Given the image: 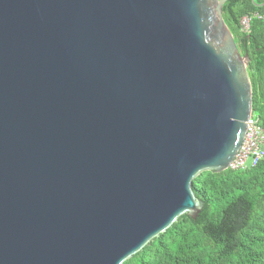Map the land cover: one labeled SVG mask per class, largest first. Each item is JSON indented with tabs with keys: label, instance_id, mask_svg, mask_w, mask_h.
I'll return each instance as SVG.
<instances>
[{
	"label": "water",
	"instance_id": "obj_1",
	"mask_svg": "<svg viewBox=\"0 0 264 264\" xmlns=\"http://www.w3.org/2000/svg\"><path fill=\"white\" fill-rule=\"evenodd\" d=\"M229 0H0V264H125L204 203L253 116Z\"/></svg>",
	"mask_w": 264,
	"mask_h": 264
},
{
	"label": "trees",
	"instance_id": "obj_2",
	"mask_svg": "<svg viewBox=\"0 0 264 264\" xmlns=\"http://www.w3.org/2000/svg\"><path fill=\"white\" fill-rule=\"evenodd\" d=\"M223 19L250 58L253 117L264 128V0H229ZM193 189L204 203L197 219L181 216L125 264H264V159L246 170L204 172Z\"/></svg>",
	"mask_w": 264,
	"mask_h": 264
},
{
	"label": "built area",
	"instance_id": "obj_3",
	"mask_svg": "<svg viewBox=\"0 0 264 264\" xmlns=\"http://www.w3.org/2000/svg\"><path fill=\"white\" fill-rule=\"evenodd\" d=\"M243 31L250 32V19L245 17L241 21ZM248 129L243 144L233 160L230 169L246 170L256 166L264 159V128L259 126L253 116L247 123Z\"/></svg>",
	"mask_w": 264,
	"mask_h": 264
}]
</instances>
